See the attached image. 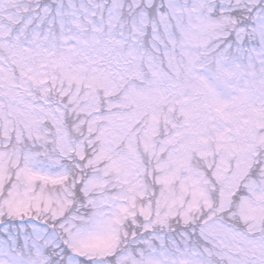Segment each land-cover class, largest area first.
<instances>
[{"label":"snow or ice","instance_id":"snow-or-ice-1","mask_svg":"<svg viewBox=\"0 0 264 264\" xmlns=\"http://www.w3.org/2000/svg\"><path fill=\"white\" fill-rule=\"evenodd\" d=\"M0 264H264V0H0Z\"/></svg>","mask_w":264,"mask_h":264}]
</instances>
